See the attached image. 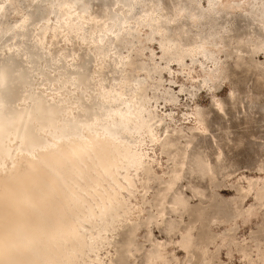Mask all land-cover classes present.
<instances>
[{"label": "rangeland", "instance_id": "1", "mask_svg": "<svg viewBox=\"0 0 264 264\" xmlns=\"http://www.w3.org/2000/svg\"><path fill=\"white\" fill-rule=\"evenodd\" d=\"M63 1L0 0V104L9 109L23 89L26 106L37 95L51 103L53 92L88 114L98 112V86L118 88L127 79L128 89L138 85L144 113L159 119L160 140L178 135L183 165L148 241L142 222L156 214L151 205L165 187L158 180L172 166L167 148L148 143L144 167L130 171L131 192L119 194L124 207L96 217L95 228L85 223L94 236L108 229L89 257L145 264L149 252L156 264H264V0H75L72 10L81 13V1L88 10L73 28L64 24ZM157 19L166 40L202 53H164ZM105 34L99 48L94 41ZM79 261L90 264L87 256Z\"/></svg>", "mask_w": 264, "mask_h": 264}, {"label": "bare ground", "instance_id": "2", "mask_svg": "<svg viewBox=\"0 0 264 264\" xmlns=\"http://www.w3.org/2000/svg\"><path fill=\"white\" fill-rule=\"evenodd\" d=\"M74 6L75 0H64L59 6L68 28L86 19L83 15L88 10L86 3L81 1V13L72 10ZM158 20L155 24L164 39L160 42L164 53L172 47L177 50L178 58L186 53L190 57L202 53L201 47H189L185 52L174 40H166V31ZM25 23L19 27L25 28ZM103 26L98 30L102 31ZM104 31L113 32L109 26ZM105 36L94 41L99 48L107 43ZM129 86L127 79L118 88L98 86L94 96L99 101L98 112L88 114L76 113L78 108L83 110L82 105L72 100L66 103L61 95L56 101L53 92L46 94L51 103L37 95L26 106L28 95L23 89L11 99L9 109L0 104V264H81L82 256H87L90 264H96L88 252L99 249L97 236L108 239L102 237L107 225L94 236L85 223L95 228L96 217L102 219L115 204L124 205L119 194L131 192L134 182L130 171L138 172L144 167L146 157L150 156L148 143L152 150L162 144L167 148L168 160L172 161L167 179L158 180L165 187L151 205L156 214L142 222L147 240H151L152 227H157L163 219L166 198L181 180L183 165L177 160L174 140L178 135L165 132L161 141L155 131L159 119L144 113L145 102L138 100L141 93L136 91L138 85L131 89ZM144 189L143 197L148 192ZM251 189L249 186L246 193ZM139 226L133 227L134 233ZM101 232L104 233L100 235ZM170 242L174 244L172 240L167 244L156 242V249H166ZM155 257L146 253L145 264H156ZM160 261L167 262L162 256Z\"/></svg>", "mask_w": 264, "mask_h": 264}]
</instances>
